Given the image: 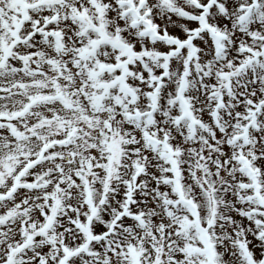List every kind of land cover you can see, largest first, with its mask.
I'll list each match as a JSON object with an SVG mask.
<instances>
[{"label": "snow or ice", "instance_id": "6c2138e0", "mask_svg": "<svg viewBox=\"0 0 264 264\" xmlns=\"http://www.w3.org/2000/svg\"><path fill=\"white\" fill-rule=\"evenodd\" d=\"M0 264H264V0H0Z\"/></svg>", "mask_w": 264, "mask_h": 264}]
</instances>
